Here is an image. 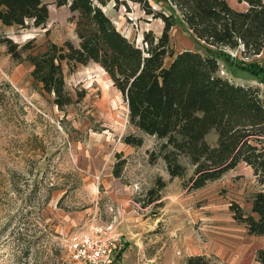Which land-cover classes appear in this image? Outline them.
I'll return each instance as SVG.
<instances>
[{
	"label": "rangeland",
	"instance_id": "1",
	"mask_svg": "<svg viewBox=\"0 0 264 264\" xmlns=\"http://www.w3.org/2000/svg\"><path fill=\"white\" fill-rule=\"evenodd\" d=\"M57 1L43 0L49 9L45 26L0 25V34L19 48L30 44L19 60L0 46V264H56L59 254L67 264H85L68 250L70 238L83 233L120 238L109 264H187L191 257H203L197 264H258L264 237L250 235L231 210L237 204L251 213L253 196L264 190L251 167L240 164L192 190L187 179L171 177L162 158L152 161L160 149L155 137L144 135L141 147L123 142L136 133L127 102L100 66L65 69L75 102L66 111L34 83L29 56L46 51L49 42H78L73 13ZM150 1L175 15L170 34L175 52L206 53L168 1ZM126 2L127 7L114 1L103 7L118 30L138 45L146 31L161 35L162 19ZM229 53V64L220 62L221 75L264 90V50L251 58ZM207 140L214 145L217 136L211 133ZM25 247L29 252L23 256Z\"/></svg>",
	"mask_w": 264,
	"mask_h": 264
},
{
	"label": "trees",
	"instance_id": "2",
	"mask_svg": "<svg viewBox=\"0 0 264 264\" xmlns=\"http://www.w3.org/2000/svg\"><path fill=\"white\" fill-rule=\"evenodd\" d=\"M113 1L116 7L128 5L126 0L57 1L58 7L68 6L73 13L78 42H49L46 51L29 56L34 83L54 95L58 110L66 111L75 102L67 90L65 69L73 73L78 65L96 64L127 102L129 124L136 133L123 138L126 145L141 147L144 135L155 137L160 149L159 155L152 153V161L162 158L171 177L187 179L192 190L221 179L240 164L251 167L264 185V90L231 82L221 75L220 64L225 60L229 64L230 51L244 58L262 53L264 0H238L246 10H237L228 0H166L205 44L206 53L175 52L170 35L176 24L174 13L158 11L150 0H128L138 3L145 15L164 22L160 36L146 31L138 45L103 11ZM48 18L43 0H0V25L24 28L31 22L37 28L47 25ZM4 44L16 60L22 49L30 48V44L19 48L0 34V46ZM211 133L217 136L214 145L207 140ZM114 176H121L120 168ZM231 210L250 235L264 237V190L253 196L251 213L237 204ZM20 252L26 256L29 247ZM57 256L56 264H67ZM201 260L191 257L187 264ZM256 262L264 264V249L256 252Z\"/></svg>",
	"mask_w": 264,
	"mask_h": 264
},
{
	"label": "built area",
	"instance_id": "3",
	"mask_svg": "<svg viewBox=\"0 0 264 264\" xmlns=\"http://www.w3.org/2000/svg\"><path fill=\"white\" fill-rule=\"evenodd\" d=\"M119 242V237L105 236L104 233L76 234L70 238L68 250L76 261L85 264H109Z\"/></svg>",
	"mask_w": 264,
	"mask_h": 264
},
{
	"label": "crops",
	"instance_id": "4",
	"mask_svg": "<svg viewBox=\"0 0 264 264\" xmlns=\"http://www.w3.org/2000/svg\"><path fill=\"white\" fill-rule=\"evenodd\" d=\"M111 82H112V80H111ZM112 84H113V82H112Z\"/></svg>",
	"mask_w": 264,
	"mask_h": 264
}]
</instances>
